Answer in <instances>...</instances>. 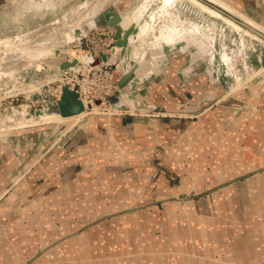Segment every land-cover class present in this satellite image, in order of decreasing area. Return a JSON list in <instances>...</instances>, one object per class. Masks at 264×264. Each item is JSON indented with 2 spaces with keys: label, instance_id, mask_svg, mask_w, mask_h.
I'll return each mask as SVG.
<instances>
[{
  "label": "crops",
  "instance_id": "crops-1",
  "mask_svg": "<svg viewBox=\"0 0 264 264\" xmlns=\"http://www.w3.org/2000/svg\"><path fill=\"white\" fill-rule=\"evenodd\" d=\"M40 2L7 0L0 10V39L16 27L27 29L29 17L45 16ZM15 3L17 12L10 13ZM180 57H167L160 80L140 88L163 116L89 119L66 145H75L70 159L63 162L60 150L30 175L52 182L50 190L36 194H49L46 200L36 197V213L28 208L34 199L24 202L16 195L39 189L26 180L0 202V224L7 223L0 229V264H163L160 257L167 253L181 258L178 264H196L206 255L215 261L228 233L264 229L258 219L264 215V81L259 91L252 87L230 100L236 92L212 88L208 74L197 72L195 64L185 71L190 62ZM226 102L249 109L231 118ZM58 174L66 185L55 184ZM66 193L69 205L63 202ZM57 194L62 199L55 200ZM51 206L85 212L69 215L57 233L41 231L36 241L52 238L51 245L22 263L29 257L23 251L31 240L30 222Z\"/></svg>",
  "mask_w": 264,
  "mask_h": 264
},
{
  "label": "rangeland",
  "instance_id": "rangeland-1",
  "mask_svg": "<svg viewBox=\"0 0 264 264\" xmlns=\"http://www.w3.org/2000/svg\"><path fill=\"white\" fill-rule=\"evenodd\" d=\"M6 1L7 0H0V10L5 8ZM161 1L162 0H105V1L104 0H43V2H40V4H43L42 6L44 8L43 11H45L46 13L45 16H43L38 21L32 20V18L29 17L25 21L28 23L27 29L20 31L19 28L16 27L14 28V30L13 29L11 30L13 31L12 33L6 34V36L8 35H12V36H8L6 38L0 39V49L2 48L12 49L13 48V50L20 52L21 56L26 57V60H21L16 63L14 62L13 66L9 68H6V69L0 68V75L11 74V72L15 71L13 70L14 67H17L19 69V70L16 69V71H19V73H17L18 75H14L15 77L17 76V78H8L7 75H5V77H0V135L10 134V133L17 134L20 131L28 130L36 126L47 125L45 123L34 122L36 115L33 113L32 109L29 110L30 107L28 109V106H29L28 100L34 101L36 98H35V95H32V94H29V96L26 98V95H28V92L25 91L26 90L25 88H29V90L39 89L38 85L44 84L46 82L45 79L48 73L47 71H41L42 65L40 66V68L37 67V65H40L38 60L36 59L33 60L32 59L33 57L25 55L23 54V52L25 51L28 54V52L33 51L34 47L36 45L38 46V44L39 45L44 44L43 47L45 48L47 47V49L51 47L49 45H52L53 48L56 46L55 49L59 47V49L57 50H60L63 53L64 52L67 53L72 60L79 61V64H81L82 67L83 66L85 67L84 65V63L86 62L85 52L81 49L78 50L79 47L76 46V42H73V41H78V40L75 37L74 38L72 37L70 39L69 36L70 37L72 36L71 30L77 26H80L83 30L86 31L88 29L87 24L92 18V15L90 16V14L92 13L93 15L97 14L100 11V6L102 7L104 6L106 8L108 6L113 5V7L116 8V10L121 15H123L124 13L131 14L133 13V11H135V9L136 10L139 9L138 11L140 12V15H139L140 19L138 18L139 21L137 20V25L139 24L138 26L140 27L142 26L141 28L146 29V32L149 30L147 33L145 32V34L143 35L145 37L142 36L141 40L148 47L153 46L155 42L159 43L158 45L162 48L164 55H165L163 62L160 61L162 65L163 63H165L167 57L173 59L175 57H178V55H180L181 56L180 58H184V63L190 62V64L185 68V71H189L190 69H192L193 64L196 65L195 70L200 73H203L207 70L210 73H212L211 69L215 70L216 74H218L220 78L219 82L215 84V87H217V89L226 91L229 87L230 88L229 91H231V93H235L240 88L243 89L242 86H244L246 83H247L246 84L247 87L250 86L249 89L252 87L253 88L256 87V91H259L263 87L262 83L264 81V38H261L257 36L256 34H253L249 30L243 28L242 26L234 22V20H236L237 22H241L237 17L233 15H229L227 12L220 10L219 8L215 7L214 5L210 4L209 2L205 0H197V1L202 6H204L206 9L210 11H214L215 14L214 15L212 14L213 16L211 17L207 16L208 14H203L204 20L198 18V16H196L194 12H191L190 10L191 8L182 9L178 5H176L175 9L165 8L163 7L164 0L162 2ZM223 1L231 4V6L235 7L238 11H240L244 15L246 14L241 9H246V11H248L250 18L253 19L256 23L260 24L264 28V0H237V1L233 0L234 2H231V0H223ZM16 3L14 5L11 4L8 6L10 13H13L14 11L17 12ZM182 3L186 7L189 6L186 2H182ZM53 5L56 7L55 10H52L49 8V7H52ZM159 8L161 9L159 10ZM90 10H93L94 12H91ZM85 14L86 16L89 15L88 16L89 18L87 17L83 18ZM159 17L162 19H159ZM207 19H209L210 21H215L217 26L212 25L211 22H207ZM78 22H80V24ZM143 25L145 26L143 27ZM218 25L220 26V28L224 29L223 31L224 34L221 32L220 33L218 32L219 31ZM234 25L236 26L234 27ZM164 27H167L168 30L166 28L163 32ZM237 28H240V29L237 30ZM34 29H38L39 30L38 33L31 34V31ZM157 30H159L160 32H163L164 34L163 33L159 34L160 32L159 31L157 32ZM25 31L30 32L29 33L30 35L29 36L25 35L24 37L20 38L18 34H23ZM63 32L64 33L66 32V34L67 33L69 34L70 32V34L67 36ZM38 34L40 35L43 34V36L37 38L36 36ZM219 34H221L220 37H218ZM262 35L264 37V34ZM63 36H66V37H64L63 39L62 38ZM152 36H153V39H152ZM238 36L243 37L245 39L247 38V40H250L255 44L252 47V49H249L247 51L246 50L239 51L238 53L239 56L237 55V51L239 49V46L237 44ZM56 37L57 39H54L56 40L54 42L53 38H56ZM48 38H50V40ZM65 38H67L68 40H66ZM63 40L64 41L66 40V41L64 42ZM137 40H139V38L136 39V42ZM33 41H40V42L38 44L37 43L33 44ZM60 41H61V44H60ZM165 41H167V43ZM46 42H47V45H45ZM77 57L79 58V60L77 59ZM117 59L116 61L112 63L115 64L116 68L120 71L121 74H123L124 72V70H122L121 67L122 68L124 67L125 69L127 68L129 69L131 66L135 65V61L131 58L129 60L127 59L123 60L122 63L120 62L119 58ZM126 62L127 64H125L124 66L123 63H126ZM115 66H112L111 68L112 70L117 71ZM25 68H28V72L26 74H23V70ZM74 69H78L77 66H75ZM239 75H241L243 80H239L240 79L238 78ZM25 76H27L28 78L26 79V81L22 79ZM156 76L157 74H153V75L148 74L146 76V82L148 80H151V81L160 80L161 76H158V77ZM234 77H235V81H234ZM26 84L27 86L23 87ZM136 86L139 87V82L136 83ZM145 89H142L141 91H139L138 96H143V97L145 95L149 96V91ZM22 91H24L26 95L20 94V92ZM123 92L124 91H122V94ZM16 94H19V95L16 97L17 99L15 100L14 97ZM136 94L137 92L129 94V96H127V99L135 100L136 98L134 96H136ZM116 96H118V92H115L108 99L114 98ZM138 101H139V98H138ZM94 106L96 107L94 108ZM97 107L98 105H94V104L91 106L90 108L91 110L94 111L96 109L94 112L91 111L90 109L82 110V112L86 114H84L83 117L81 116L82 118L81 117L80 118L78 117V119L76 118L77 120L74 121L73 125H72L73 121L67 122L66 123L68 124L67 131L69 132L74 126L80 124L83 121H86V124H87L89 119L93 117H109V118L129 117L127 114V111L124 112L125 110H130V113H134L133 111L134 109H130L129 107L124 108L121 114H119L120 111L116 109L106 108L107 110L101 111ZM139 110L143 112V109H139ZM11 111L15 113V115L13 114V116H10ZM148 114L149 116L134 117V118L145 119V118H160L161 117V116L152 115L154 114L153 112H149ZM20 116L21 118L19 119ZM175 117L177 119H182L179 116L178 117L175 116ZM76 121H79V122H76ZM68 132L66 134H68ZM59 139H56L54 143H52L51 145L44 147V149L40 151L38 154L37 152L36 153L32 152L34 154L30 153V155L35 156L34 157L35 159L28 165V167L22 169L21 167L22 161L20 162L17 161L16 166L19 165L18 168L16 166L12 168L10 167L9 168L11 172L10 176L15 177V178H11L12 180L9 179L10 176L8 174H5L6 173L5 171L7 169L5 170V167H1L2 165L0 166V202L5 200V198L8 197L9 194H11L13 190H19L18 186H20L26 180L25 184H28V185L30 184L34 186L35 188L38 187L39 189H36V190L34 189L33 190L34 193L33 192L31 193L30 191L29 193L23 194V195H22L23 192L16 191V195L18 194V196H21L20 199H22L24 202L29 201V200L31 201V199L32 200L34 199V201H32V203L30 204L28 208L34 210L35 213L36 211H38V207H36L37 204L35 202L36 197L38 196L40 200L42 199V197H44L46 200L47 199L46 197L49 194H46L44 192L43 193L40 192L37 196L36 194L40 191V189L48 188V190H50L49 186L52 184V182L49 179H46L43 177H40L38 179L36 178L33 179L32 176L30 175L33 173V171H35V169L42 167L43 163L46 162L49 158H51L50 155L53 154L54 150L56 149V146L59 144L58 143L60 141ZM64 148L62 149V151H64V157L62 159L63 162L70 159V152L73 151V149L75 148V145L72 144L68 148L67 147L66 149ZM2 154H0V164L1 162L5 163L4 161H1V160L8 161L7 154L6 155L5 154L2 155ZM5 157L7 159H5ZM10 164L14 165L15 161H11L8 164V166H11ZM73 168L74 170L79 169L78 166H76V168L75 167ZM19 169L21 170V172L18 174L17 172ZM29 177L30 179H28ZM63 177L64 176L62 174L61 175L58 174V176L56 177L55 184L61 183V185L63 186L66 185L65 182L67 178H65V182H64L62 180ZM61 193L65 194V191L62 190ZM52 196L54 195H51L50 197L52 198ZM64 196L66 197V199L65 197H63L64 204L68 203L69 205V203L71 202V200L69 199L70 193H66V195ZM60 198L61 196H59L58 194L55 195V200L60 199ZM44 202L48 204V201H44ZM58 203H60V201H58ZM80 208H79V211L78 209L74 210L71 208H70L71 210L62 209L59 207L55 209V208H52V206L49 209L40 208L39 214H38L39 220L36 222L34 221L30 222L29 224L30 227L28 228L27 232H28V237L31 240L29 244H27V246H24L25 251H23V254H27L29 257H24L22 259V263L27 262L30 259H32L31 257L32 254L36 252L39 253L40 250L43 249L45 245L47 244L51 245L49 241H52V238H48L49 240L45 244H42L39 241H36V239L38 238V234L41 231L43 233H46L48 231L51 232L52 229H54V232L57 233L58 229H60L61 227L60 223H63L62 221L66 220L67 218L69 219L70 217L69 215H71L72 217L75 216V218H78L77 216H81L85 212V209H80ZM79 213H82V214H79ZM258 219H259L260 225L264 226V215L258 216ZM6 225L7 223L2 222L0 224V229L5 230ZM216 232H217V229H216ZM230 233L227 234V238L225 241L223 240L220 241V248L219 246L216 247L217 251H216V254L213 256L215 261H213L211 256L206 255V258H204L203 260H200L196 264H264V229L263 230L261 229L260 232H255L254 229H251V231H249L248 233L246 231L244 233H241L240 235H235L234 233H231V234ZM2 235L4 236L5 234H2ZM260 242H263V243H260ZM22 243L26 244V242H22ZM222 244L224 245L222 246ZM15 246L20 247V243H16ZM224 248L226 249V251H228L227 254L225 253ZM4 249L11 250L12 247H6V248L4 247L3 250ZM1 258H7V257L4 255H1ZM160 258L163 260L162 262L163 264L165 263L166 264H178L179 261L181 260V258H179L178 256L172 253H167L165 257L163 258L160 257ZM7 259H10V258H7ZM1 264H6V261L3 260ZM184 264H191V263H188L184 260Z\"/></svg>",
  "mask_w": 264,
  "mask_h": 264
},
{
  "label": "water",
  "instance_id": "water-1",
  "mask_svg": "<svg viewBox=\"0 0 264 264\" xmlns=\"http://www.w3.org/2000/svg\"><path fill=\"white\" fill-rule=\"evenodd\" d=\"M234 1H237V0H234ZM234 1L231 0V2H234ZM177 5L180 6V8L182 9H186V6L182 2H179V3L177 2ZM241 10L243 12L248 13L246 9H241ZM195 15L198 16V18L204 20L203 14L197 13ZM121 21H122L121 14L112 5L102 10L100 14L96 18H94V24L90 25V27L92 28L95 26H102V25L113 27L115 29V36H114L115 45L120 47L122 50H124L126 49L128 45V37L131 34H135L136 28L132 24L123 26L121 24ZM207 22H211L212 25L217 26L215 21H210L209 19H207ZM234 22H236L243 28L249 30L253 34H256L257 36L264 38L261 33L255 31L254 29L250 28L244 23L237 22L236 20H234ZM218 29H219L218 31L219 33L221 32L224 34L223 28H220L219 26ZM220 35L221 34H219L218 37H220ZM79 44L82 50L86 49V44L83 38L79 39ZM237 44L239 46V49L237 51L238 56H239L238 54L239 51H242V50L247 51L249 49H252V47L255 45L252 41L247 40V38L245 39L240 36H238ZM104 59H105L104 56H102L100 59H92L90 62V65L91 66L97 65L100 63V60H104ZM45 63L51 66L52 68H54L56 71H60L68 67L74 66L76 64V61L74 60L72 62H62L58 64L53 60H46ZM136 81L139 82V87L136 86V83H137ZM145 83H146V79L143 78L139 80L134 76V73L132 71L126 72L125 74H123V76L120 78L118 82V88L120 89V92H118V96L108 99L109 107L111 109H116V110H123L124 108L128 107L124 102H122V91L125 88L126 90L123 92L125 97L129 96V94L137 92L136 96H134L136 99L133 100L134 105H135L134 107L135 110H138L140 109V106L141 107L143 106L142 107L143 110H148L151 112H159V110L156 108V106L153 103L148 102L147 95H145L144 97L138 96L139 91H140L139 88L141 87L143 88L145 86ZM249 87L245 86L243 89L239 90L235 94H232V96L230 97V100L234 96L243 94V92L249 89ZM138 98H139V101H138ZM226 103L230 104V107L233 108V116H231V118H234L235 115H238L241 112H244V110L249 109V106L246 104L239 105V104H234L230 102H226ZM46 109L56 110V112L59 113L61 116H71V115H76L82 112L81 104L77 100L76 96L70 91H63L60 100L56 104H51V103L46 104ZM178 113H181V112H178ZM186 113H194V111H186ZM85 124H86V121H83L80 124L74 126L65 136L63 135L64 133H67V126H68V124L66 123L65 124L51 123V124H47L44 126H36L28 130H23V131L18 132L17 134L10 133V134H5V135H0V154L3 153L5 155L7 154L8 156V161L1 160L5 162V163L1 162V164H5V165H2L1 167H5V170L7 169L5 171L6 172L5 174H8L10 176L11 172L9 168L15 167L17 165L16 164L17 161L19 162L22 161V166H21L22 169L28 167V165L35 159L34 158L35 156L30 155V153L34 154L32 152H35V153L37 152L38 154L40 151L44 149V147L51 145L52 143H54L56 139L63 137L60 140L59 144L56 146V149L54 150L53 155L58 153L70 142V140L76 135V133L85 126ZM5 159L7 158L5 157ZM11 161H15V164L7 167L6 164H9ZM16 167L18 168L19 165ZM20 172L21 170L19 169L17 173L19 174ZM11 178H15V177L10 176L9 179Z\"/></svg>",
  "mask_w": 264,
  "mask_h": 264
},
{
  "label": "built area",
  "instance_id": "built-area-1",
  "mask_svg": "<svg viewBox=\"0 0 264 264\" xmlns=\"http://www.w3.org/2000/svg\"><path fill=\"white\" fill-rule=\"evenodd\" d=\"M38 31V29H34L31 31V34H36L38 33ZM25 32L23 34H18L19 37L22 38L25 35H30V32ZM42 36L43 34H38L36 37L39 38ZM114 36L115 29L111 26L102 25L92 27L86 31V34L83 37L86 44V49L83 51L86 53V55L93 59H100L102 56H110L111 49L115 45ZM39 42L40 41H33V44ZM73 42H76V46H78V50H80L81 48L79 42ZM57 49H59V47H57ZM21 60H26V57L21 56V53L17 52L16 50H13V48L0 49V68H9L13 66L14 62L16 63ZM52 60L58 64L62 62L74 61L70 58L67 53H63L60 50L57 51V54L53 56ZM75 66H77L78 69H74ZM112 66H115V64H112V62H100L99 64L91 66L89 68H83L81 64H79V61H76V64L74 66L68 67L64 70L56 71L54 68H50L44 65L41 71H47V76L50 77L49 80L45 79L46 82L44 84H39V89L29 90V88H25V91L28 92V95H26L24 91L20 92V94L26 95V98L29 96V94L35 95L36 99L34 101L28 100V109L30 107L29 110L32 109L33 113L39 111L41 108H43V105L48 102L57 103L60 100L63 91L72 92L81 104L82 110H89L94 104L98 105V108H100L101 111H105L106 108H110L107 99L111 97L115 92H120V89L118 88V82L123 76L120 71L116 68V66L115 68L117 71L112 70ZM16 69L19 70L17 67H14V72H11V74L8 75H0V77H5V75H7L8 78H17V76H14L18 75L17 73H19V71H16ZM27 72L28 68H25L23 70V74H26ZM56 75H58L59 77H57ZM238 78H240L239 80H243L241 75H239ZM22 79L26 81V79L28 78L27 76H25ZM215 80L216 82H219V75L215 78ZM246 84L242 86V88H244ZM26 86L27 84L23 87ZM125 90L126 89L124 88L123 91ZM18 95L19 94L15 95V100L17 99L16 97ZM83 102L86 103V107L83 106ZM119 111V114L123 112V110ZM126 111L128 116L130 117L149 116L148 113L151 112L148 110H143V112H141V110L139 109H134V113H130V110H125L124 112ZM153 113L154 114L152 115H159L155 112ZM161 116H163V114ZM65 135L66 133L63 136ZM62 138L63 137H61L60 140Z\"/></svg>",
  "mask_w": 264,
  "mask_h": 264
},
{
  "label": "bare ground",
  "instance_id": "bare-ground-1",
  "mask_svg": "<svg viewBox=\"0 0 264 264\" xmlns=\"http://www.w3.org/2000/svg\"><path fill=\"white\" fill-rule=\"evenodd\" d=\"M105 1V0H104ZM163 1V0H162ZM161 1V2H162ZM205 1H207V2H209L210 4H212V5H214L215 7H217V8H219L220 10H222V11H225V12H227L229 15H233V16H235V17H237L241 22H243L245 25H247V26H249L250 28H252V29H254L255 31H257V32H259V33H261V34H264V28L261 26V25H259L258 23H256L255 21H253L252 19H250L249 17H247L246 15H244V14H242L240 11H238L235 7H233V6H231V4H229V3H227V2H225V1H223V0H205ZM177 2L179 3V2H186L189 6H187L186 7V9L187 8H191L190 10H191V12H194V14H197V13H202V14H208L207 16H213L214 14H215V12L214 11H210V10H208V9H206L204 6H202L197 0H164L163 1V7H165V8H173V9H175V7H176V5H177ZM161 7V6H160ZM136 8V7H135ZM141 8V7H140ZM193 8V9H192ZM105 9V7L103 6H100V11L97 13V14H95V15H93V13L92 14H90V16L92 15V18L90 19V21L88 22V24H87V27H88V29L87 30H89L91 27H90V25H93L94 24V18H96L99 14H100V12L102 11V10H104ZM145 9V8H144ZM161 8H159V10H160ZM98 10V9H97ZM139 9H135V11H133V13H131V14H128V13H124L123 15H121L122 16V21H121V24L123 25V26H127V25H130V24H132L133 26H135V28H136V32H135V34H131L129 37H128V45H127V47H126V49H124V50H122L120 47H118V46H116V45H114L113 46V48L111 49V55L110 56H107V57H105V59L104 60H100V62H107V63H109V62H114V61H116V59L117 58H119V60H120V62L122 63V61L123 60H125V59H127V60H129L130 58L131 59H133L134 61H135V65H133L131 68H129V69H125L124 67L122 68L121 67V69L122 70H124V72H123V74H125L126 72H130V71H132L133 73H134V76L137 78V79H139V80H141V79H143V78H146V76L148 75V74H160V73H162V69L160 68L161 66L162 67H164L163 65L165 64V63H163V65L161 64V62L160 61H162L163 62V59L165 58V55H164V52H163V50H162V48L158 45L159 43L158 42H155L154 44H153V46H150V47H148L146 44H144L143 42H142V36L145 34V32H146V29H144V28H141L140 26H138L137 25V20H138V18H139V15H140V12L138 11ZM195 10V11H194ZM91 12H94L93 10H90ZM141 11V10H140ZM199 11V12H198ZM87 12H89V11H87ZM197 12V13H196ZM213 14V15H212ZM142 15V14H141ZM167 15V14H166ZM89 16V15H88ZM88 16H86V14H85V16H83V18L84 17H87V18H89ZM83 18H82V20H83ZM162 18H163V16H162ZM162 18H160L159 17V19H162ZM216 18V17H215ZM140 19V18H139ZM142 19V18H141ZM81 20V19H80ZM151 20H152V18H151ZM224 20V19H223ZM139 21V20H138ZM227 21V20H226ZM79 24H80V22H78ZM224 23V22H223ZM227 23V22H226ZM230 23V22H229ZM143 24H144V22H143ZM165 24V23H164ZM77 25V24H76ZM75 25V26H76ZM141 25H142V23H141ZM232 25V24H231ZM145 25H143V27H144ZM147 26V25H146ZM166 26V25H165ZM228 26V25H227ZM236 25H234V27H235ZM231 27V26H230ZM72 28V27H71ZM160 28V27H159ZM158 28V29H159ZM167 27H164V29H163V32H164V30L166 29ZM233 28V27H232ZM67 29V28H66ZM151 29V28H150ZM238 29H240V28H237V30ZM63 30V29H62ZM86 30V31H87ZM153 30V29H152ZM151 30V31H152ZM167 30H168V28H167ZM234 30H236V29H234ZM86 31L85 30H83L80 26H77V27H74L72 30H71V37L69 36V38L71 39L72 37L74 38H76L77 40H78V42H79V39H82L84 36H85V34H86ZM149 31V30H148ZM147 31V32H148ZM159 30H157V32H158ZM240 31V30H239ZM67 32V31H66ZM66 32L64 33L65 35H69L70 34V32H69V34L67 33L66 34ZM146 32V33H147ZM160 32V31H159ZM163 32H160L159 34H162ZM197 32V31H196ZM78 33V34H77ZM243 33V32H242ZM149 34V33H148ZM151 34V33H150ZM158 34V35H159ZM164 34V33H163ZM248 34V33H247ZM62 36V35H61ZM81 38H80V37ZM149 36V35H148ZM151 36V35H150ZM162 36V35H161ZM165 36V35H164ZM173 36V35H172ZM249 36V35H248ZM251 36V35H250ZM253 36V35H252ZM64 37H66V36H63L62 38L64 39ZM143 37H145V36H143ZM174 37V36H173ZM202 37V36H201ZM255 37V36H254ZM47 38V37H46ZM68 38V37H67ZM67 38H65L66 40H68ZM139 38V40H137V42H136V39H138ZM159 38V37H158ZM167 38H169V37H167ZM166 38V39H167ZM196 38H198V37H196ZM206 38V37H205ZM49 40H50V38H48ZM48 39H47V41H48ZM54 39H57V37L56 38H53V41L55 42L56 40H54ZM152 39H153V36H152ZM155 39V38H154ZM174 39V38H173ZM172 39V40H173ZM59 40V39H58ZM65 40V41H66ZM74 40V39H73ZM149 40V39H148ZM165 40V39H164ZM163 40V41H164ZM204 40V39H203ZM202 40V41H203ZM45 41V40H44ZM52 41V42H53ZM64 41V40H63ZM64 41V42H65ZM152 41V40H151ZM58 42V41H57ZM166 43H167V41H165ZM169 42H170V40H169ZM44 43V42H43ZM50 43V42H49ZM59 43V42H58ZM38 44V43H37ZM41 44H42V42H41ZM55 44H57V43H55ZM60 44H61V41H60ZM36 45V44H35ZM44 45V44H43ZM43 45H39L38 44V46L36 45L35 47H34V49H33V51H30V52H28V54L24 51L23 52V54H25V55H28V56H30V57H33L32 59L34 60V59H36V60H38V62L40 63V65H37V67H39L40 68V66L42 65V68L44 67V65L45 66H48V67H50V68H52L51 66H49V65H47L46 63H45V61L46 60H52V58H53V56H55L56 54H57V49H55V47L53 48L52 47V45H49V46H51V47H49V49H47V47L45 48V47H43ZM45 45H47V42L45 43ZM54 45V44H53ZM161 45V44H160ZM59 46V45H58ZM82 50V49H81ZM81 52V51H80ZM81 54V53H80ZM83 57H84V55H83ZM85 58H86V62L84 63V65H85V67L84 68H89V67H91V65H90V62H91V58L88 56V55H86V53H85ZM31 59V58H30ZM77 59L79 60V58L77 57ZM162 59V60H161ZM118 60V59H117ZM35 62H37V61H35ZM116 63V62H115ZM33 64H35V63H33ZM113 64V63H112ZM125 64H127V62L126 63H123V65L125 66ZM122 65V66H123ZM37 69V68H36ZM40 70V69H39ZM122 74V75H123ZM57 77H59L58 75H56ZM49 78L50 77H46V80H49ZM122 102H124L130 109H134V107H135V105H134V102H133V100H129V99H127V97H125L124 96V94H122ZM48 103H51V102H48ZM48 103H46V104H48ZM46 104L45 105H43V108H41L39 111H37V112H35L34 114L36 115L35 116V119H34V122H36V123H45V124H50V123H56V124H65V123H67V122H69V121H73V123H72V125L74 124V121L75 120H77L78 119V117L80 118L81 116L83 117V115L84 114H86V113H83V112H81V113H79V114H77V115H71V116H61L59 113H57L56 112V110H47L46 109ZM51 104H56V103H51ZM83 106L84 107H86L87 105H86V103H84L83 102ZM96 106H94V108H95ZM143 107V106H142ZM142 107L140 106V109H142ZM93 108V107H92ZM98 108V107H97ZM46 109V110H45ZM100 109V108H99ZM91 110V109H90ZM96 110V109H95ZM94 110V111H95ZM107 110V109H106ZM91 111H93V110H91ZM90 111V112H91ZM93 111V112H94ZM99 111V110H98ZM97 111V112H98ZM110 111V110H109ZM113 111V110H112ZM13 114L15 115V113H13L12 111H11V113H10V116H13ZM21 114V113H20ZM20 114H18V115H20ZM96 114V113H95ZM100 114V113H99ZM98 114V115H99ZM105 114V113H104ZM88 115V114H87ZM81 117V118H82ZM21 118V116L19 117V119ZM23 118V117H22ZM77 118V119H76ZM23 120V119H22ZM21 120V121H22ZM20 121V120H19ZM76 122H79V121H76ZM77 124V123H76ZM70 125V124H69ZM70 127H72V126H70ZM69 129V128H68ZM59 139V138H58ZM60 140V139H59ZM58 142V141H57ZM86 187L88 188V186L86 185ZM84 188H85V185H84ZM58 190V189H57ZM82 198H86L87 200H89L88 198H87V196L86 195H83L82 196ZM81 198V199H82ZM85 202H86V200H85Z\"/></svg>",
  "mask_w": 264,
  "mask_h": 264
},
{
  "label": "flooded vegetation",
  "instance_id": "flooded-vegetation-1",
  "mask_svg": "<svg viewBox=\"0 0 264 264\" xmlns=\"http://www.w3.org/2000/svg\"><path fill=\"white\" fill-rule=\"evenodd\" d=\"M211 67V66H210ZM212 68V67H211ZM210 68V69H211ZM208 69V68H207ZM212 70V73H210L208 70L207 71H205V73L206 74H208V76H209V80H208V82H209V84H210V86L212 87V88H214L215 87V84H217L218 82H216V80H215V78L218 76V74H216V72H215V70H213V69H211Z\"/></svg>",
  "mask_w": 264,
  "mask_h": 264
}]
</instances>
